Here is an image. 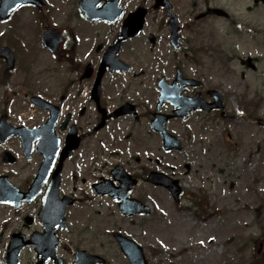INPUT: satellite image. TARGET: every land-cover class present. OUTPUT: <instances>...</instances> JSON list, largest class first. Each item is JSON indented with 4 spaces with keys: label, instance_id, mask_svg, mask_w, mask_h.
Returning a JSON list of instances; mask_svg holds the SVG:
<instances>
[{
    "label": "flooded vegetation",
    "instance_id": "flooded-vegetation-1",
    "mask_svg": "<svg viewBox=\"0 0 264 264\" xmlns=\"http://www.w3.org/2000/svg\"><path fill=\"white\" fill-rule=\"evenodd\" d=\"M117 1L114 8L121 10L114 22L90 20L81 11L79 0L71 3L74 8L69 22L80 18L82 23L64 30L68 37L60 49L65 68L75 76L69 78L58 99L62 123L66 122L59 134L62 147L67 146L71 126L75 125L79 140L70 157L63 160L58 201L46 205L43 201L57 160L38 197L24 200L18 207L0 204L7 210L0 214V264H55L49 253L54 247L63 264H74L79 249L102 253L106 264H112L113 259L131 264L116 240L118 250L112 254L105 245L103 248L97 238L98 219L100 208L103 204L109 207L110 200L121 221L127 219L130 229L145 233V215L125 216L119 209L121 202L103 191L111 186L112 190L121 188L120 174L132 184L130 198L149 199L150 187H157L150 182V174L161 170L158 167L166 152L163 136L153 125L156 113L172 115L173 101L195 104L187 117L173 115L166 122V128L181 137L178 133L188 134L196 119L220 118L223 110L224 122L244 115L246 88L264 87V19L257 9L260 0H252L256 4L249 5L241 16L233 13L240 10V0H167L180 27L178 48L170 39L172 15L167 4L156 7L155 0ZM139 7L146 9L144 26L137 36L125 38L119 48L112 49L123 63L118 62V71L106 69L98 98L92 91L104 53L121 35L125 18ZM212 7L223 8L230 17L203 15ZM212 21L224 25L221 47L209 35ZM246 47L253 52L245 51ZM126 64L129 70H125ZM87 69L91 74L85 77ZM164 90L172 100L160 102ZM213 104L223 109L207 111ZM103 118L104 125L99 127ZM35 176L36 172L32 181ZM30 184L22 190H28ZM183 196L192 197L186 190ZM61 214L64 219L59 222Z\"/></svg>",
    "mask_w": 264,
    "mask_h": 264
},
{
    "label": "rangeland",
    "instance_id": "rangeland-1",
    "mask_svg": "<svg viewBox=\"0 0 264 264\" xmlns=\"http://www.w3.org/2000/svg\"><path fill=\"white\" fill-rule=\"evenodd\" d=\"M46 1L48 9L40 13L26 7L9 21L0 20V48L4 44L12 47L17 61L14 69L6 71L0 58V116L6 114L16 125L35 127L43 123L47 114L31 104L30 95L39 94L56 102L69 78L75 76L65 68L63 56L55 57L42 46L36 27L51 22L54 27L67 30L69 26L79 27L82 20L69 22L73 0ZM248 2L242 0L239 5L243 9ZM209 25V35L221 47L224 25L220 21ZM69 39L72 41L70 35ZM247 50L250 49L246 47ZM246 96L247 100H262L260 118L264 121V91L247 89ZM232 111H236L235 106ZM192 128L188 134L178 133L184 149L165 152L158 168L179 177L208 206L207 212L192 199H181L178 204L166 189L150 187L148 201L152 212L142 218L145 233L130 229L127 219L121 221L114 207L103 204L98 241L112 254L118 250L112 231L131 233L143 244L150 264H252L253 255L264 264V247L260 255L256 254V245L264 239V123L259 125L243 117L227 122L220 118L196 119ZM4 149L11 150L18 157L17 162L3 163ZM42 159L36 154L26 160L20 139L14 137L5 146L0 144V175L8 174L13 183L23 187ZM202 194L207 199H200ZM217 211H223L224 216ZM6 212L0 207L1 215ZM210 213L214 215L205 218ZM252 235L259 237L254 244L250 241ZM122 263L112 260V264Z\"/></svg>",
    "mask_w": 264,
    "mask_h": 264
},
{
    "label": "water",
    "instance_id": "water-1",
    "mask_svg": "<svg viewBox=\"0 0 264 264\" xmlns=\"http://www.w3.org/2000/svg\"><path fill=\"white\" fill-rule=\"evenodd\" d=\"M28 1L31 2V1H35V0H2L1 6H0V17L3 19L8 18V16H10L12 11L19 4H21L23 2H28ZM89 14H91V12H89ZM59 40L60 39H59L58 32L48 30L47 32H45L43 34V42L52 50L56 49V45L59 42ZM0 56H4L7 59L8 69H11L14 66L15 61H14V57H13L11 49H9L8 47H3L0 50ZM33 101L38 103L43 108H48L49 106H51V104H49L48 102H46V101H44L38 97H34ZM54 108L55 107H53V109ZM53 116H55L54 118H56V116H57L56 108L54 110ZM51 124H52V120L49 122L48 128H50ZM45 131H47V128H45ZM38 132H39V130H36V129L27 130V129H24V127L16 128L6 121L5 116H3L0 119V140H1V142L4 143L9 137H11L15 134H19V133L22 134L23 139H24V151H25V154L27 155V157L30 156L31 149H32V141ZM46 138L47 137L44 136L43 142L46 140ZM165 142H166L167 148H171L176 143L174 141V138L169 136L166 132H165ZM43 152L45 154V161L43 162V164L41 166V169L39 172V178L45 173V170H46L48 164L50 163L49 154L45 153V151H43ZM4 160L7 162H14L15 157L11 153L6 152L4 155ZM161 177L162 176H160V178ZM164 177L165 178L162 177L161 179L157 180V182L160 184H164L166 186H169L170 188H173L174 186L177 185V181H173L166 176H164ZM10 187H11V184L7 182V178L4 176L0 177V199L1 200L16 198V195L14 193H12V195L10 193H5L6 190L9 189ZM8 197H10V198H8ZM121 243L123 245V248H125L127 251L133 250V248L128 246L129 242L127 240H125V238H121Z\"/></svg>",
    "mask_w": 264,
    "mask_h": 264
}]
</instances>
